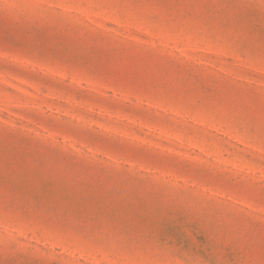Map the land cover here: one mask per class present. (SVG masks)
I'll return each instance as SVG.
<instances>
[{"label": "rangeland", "instance_id": "1", "mask_svg": "<svg viewBox=\"0 0 264 264\" xmlns=\"http://www.w3.org/2000/svg\"><path fill=\"white\" fill-rule=\"evenodd\" d=\"M0 264H264V0H0Z\"/></svg>", "mask_w": 264, "mask_h": 264}]
</instances>
